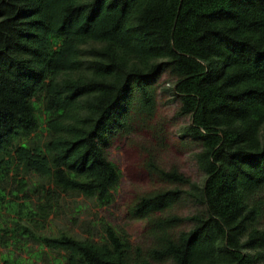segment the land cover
Here are the masks:
<instances>
[{
  "label": "trees",
  "instance_id": "16d2710c",
  "mask_svg": "<svg viewBox=\"0 0 264 264\" xmlns=\"http://www.w3.org/2000/svg\"><path fill=\"white\" fill-rule=\"evenodd\" d=\"M174 101L201 176L143 146L160 187L127 213L145 241L98 215L54 229L78 224V197L115 203V140L167 147ZM0 260L264 264V0H0Z\"/></svg>",
  "mask_w": 264,
  "mask_h": 264
},
{
  "label": "rangeland",
  "instance_id": "374dc122",
  "mask_svg": "<svg viewBox=\"0 0 264 264\" xmlns=\"http://www.w3.org/2000/svg\"><path fill=\"white\" fill-rule=\"evenodd\" d=\"M164 79L165 77L161 82ZM162 96L163 94H161L160 98L166 100L167 97L162 98ZM177 109V101L168 104L160 103L159 112L161 117L167 120L165 124L167 132L165 140L168 144L167 147L161 148L158 145V139H156L152 130L141 129L131 136L117 137L114 146L110 150V157L122 170V179L116 193V201L111 207L100 209L93 200L78 197L79 202L84 205L78 224L73 223L63 215L52 222V227L54 229L64 227L70 231L81 233V231L85 229L86 221L94 219L96 215H98L106 217L120 229L125 230L134 242L142 243L145 241L143 233L146 221L141 219H130L127 213L128 205L139 195L156 190L160 187L158 180L152 178L145 166L148 154L143 146L152 147L151 143L154 144V154L158 162L165 168L170 169L172 167H177L181 172H184L193 179H199L201 176L196 162L191 156V152L179 148V127L189 122L190 119L177 116ZM67 199L71 201L74 197L67 196ZM193 211L194 207L190 206L187 209L181 210L180 213L190 214ZM186 226H188V224H186ZM30 247L38 249V245L34 243H31ZM22 255L26 256V253H22ZM0 264L7 263L0 260ZM40 264L54 263H49L47 261L46 263L41 262Z\"/></svg>",
  "mask_w": 264,
  "mask_h": 264
}]
</instances>
